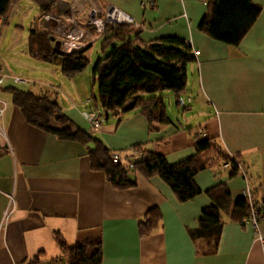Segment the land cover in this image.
Masks as SVG:
<instances>
[{"label": "crops", "instance_id": "crops-1", "mask_svg": "<svg viewBox=\"0 0 264 264\" xmlns=\"http://www.w3.org/2000/svg\"><path fill=\"white\" fill-rule=\"evenodd\" d=\"M70 1L56 0L50 13L108 3L138 23L141 40L182 38L192 60L185 66L181 92L186 105L179 112L164 105L168 122L150 126L131 109L108 113L91 131L73 101L55 100L61 111L109 151L131 161L157 153L172 164L193 152L195 138L208 137L237 157L244 176H229L221 165L205 167L192 176L201 192L184 201L157 175L136 174L134 186L114 188L101 171L89 168L82 143L57 139L27 124L4 90L9 85L0 84V92L9 94L6 102L0 93L6 142L0 137V264H43L57 257L54 231L67 243L97 241L98 264H264V214L255 228L246 221L224 220L211 252L202 253L203 240L189 234L201 207L209 203L203 190L216 182H223L232 198L243 197L256 184L253 197L264 196V0H254L260 12L236 45L198 30L201 0H151V5L149 0ZM78 81L76 89L83 90ZM9 197L11 209L2 220ZM149 207H157L160 218L150 234L140 237L136 224ZM92 249L88 246L85 254Z\"/></svg>", "mask_w": 264, "mask_h": 264}, {"label": "trees", "instance_id": "trees-1", "mask_svg": "<svg viewBox=\"0 0 264 264\" xmlns=\"http://www.w3.org/2000/svg\"><path fill=\"white\" fill-rule=\"evenodd\" d=\"M17 0H0V22ZM37 8L38 18L50 13L56 0H31ZM204 11L197 21V28L208 37L228 45H236L248 31L260 12L254 0H201ZM138 30L129 24L106 22L99 42L100 56L91 65V82L95 96L90 93L93 105L108 113L136 109L148 125L168 122L162 91H169L173 102L179 103L180 93L186 84L185 66L192 60L188 43L174 35H163L152 40H141ZM51 32L41 26L27 29L26 51L32 57L57 65L65 78L80 72L88 62L83 53L84 45L68 53L52 48L47 39ZM10 102L18 109L24 121L57 139L78 141L83 144L92 170L101 171L114 188L135 185V175H157L172 190L178 201H184L201 192L192 176L205 167L226 163L227 175L240 172L237 157L228 155L208 138H195L193 152L187 157L169 164L161 154L132 161L128 168L120 161H112L104 144L90 132L80 128L60 109L47 93H34L28 89L6 86ZM256 184L249 191L250 203L264 214V196L253 197ZM209 203L201 207L196 225L189 230L192 238L203 240L202 253L215 249L219 230L224 220L242 222L248 214L245 196L232 198L223 182H216L203 190ZM160 213L157 207H149L137 221L138 236L150 234L157 226ZM63 264H98V242L80 239L67 243L58 232L52 233ZM92 246L86 255L85 249Z\"/></svg>", "mask_w": 264, "mask_h": 264}, {"label": "rangeland", "instance_id": "rangeland-1", "mask_svg": "<svg viewBox=\"0 0 264 264\" xmlns=\"http://www.w3.org/2000/svg\"><path fill=\"white\" fill-rule=\"evenodd\" d=\"M37 14L36 5L31 0H17L8 10L6 20L0 22V70L3 73L1 84L28 89L34 93L46 90L48 96L57 102L73 101L81 110H88L93 104L89 94L95 96V85L91 82V65L94 59L101 55L99 52L101 36L93 38L84 51L88 62L83 69L73 78L67 79L60 74L57 65L36 59L26 51L27 29L41 25ZM13 76L26 81L12 82ZM77 79L83 90L82 87L76 89ZM0 93L2 98L9 102V94L3 90ZM86 97L88 100L84 99ZM185 98L186 95L180 93L181 102L174 103L169 91L162 92L164 105L173 111L183 110L186 105ZM48 262L63 264L60 257L44 260L43 264Z\"/></svg>", "mask_w": 264, "mask_h": 264}, {"label": "built area", "instance_id": "built-area-1", "mask_svg": "<svg viewBox=\"0 0 264 264\" xmlns=\"http://www.w3.org/2000/svg\"><path fill=\"white\" fill-rule=\"evenodd\" d=\"M70 2L74 4L76 0H72ZM146 3L151 5L152 1L149 0ZM140 4L143 5L142 2ZM74 12H78L77 14L81 17V20L76 19ZM106 22L129 24L134 27L139 26L138 23L132 20V18L125 12L108 3L102 7H99L98 4L90 3L89 7L83 11L76 9L68 13H63L62 15L47 13L43 14L40 18L41 26L47 28L51 32L53 37L57 39V49L63 53H68L80 47H83L84 45L90 44L93 38H96L102 34ZM193 53L195 54L196 51H193ZM2 78L3 73L0 70V84ZM11 80L12 82L26 81L25 79H21L16 76L11 77ZM3 108L4 101L0 98V117ZM81 115L88 123L89 129L91 131H96L103 119L102 110L100 108L97 109L93 104H91L88 110H82ZM0 137L3 139L4 143H6L4 130L1 123ZM130 154H134V150H131ZM110 157L112 161H120L124 163L128 168L132 167V161L129 157L123 158L114 151H111ZM221 166L225 168L227 164L222 163ZM238 169L240 171V174L244 176L242 168L238 166ZM244 196L249 207L248 214L245 218H243L242 221L248 222L255 228L256 222L262 214H260L257 208L250 203L248 190H246ZM11 204V198L9 197L8 203L2 211V220L9 213Z\"/></svg>", "mask_w": 264, "mask_h": 264}, {"label": "water", "instance_id": "water-1", "mask_svg": "<svg viewBox=\"0 0 264 264\" xmlns=\"http://www.w3.org/2000/svg\"><path fill=\"white\" fill-rule=\"evenodd\" d=\"M47 39L52 43V48L57 49V46H58V41H57V39H55V38L53 37L52 34H49V35L47 36ZM178 102L180 103L181 100L178 99ZM106 115H107V113H106L105 111H102V116H103V118H106Z\"/></svg>", "mask_w": 264, "mask_h": 264}]
</instances>
